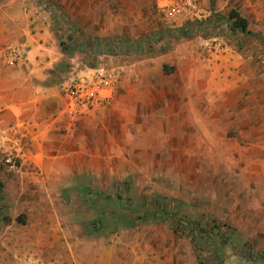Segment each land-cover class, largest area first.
<instances>
[{"label": "rangeland", "instance_id": "obj_1", "mask_svg": "<svg viewBox=\"0 0 264 264\" xmlns=\"http://www.w3.org/2000/svg\"><path fill=\"white\" fill-rule=\"evenodd\" d=\"M231 8L261 39L228 28ZM29 11L85 63L90 40L116 43L134 78L59 172L29 138L0 143V264H264V0H0V34ZM187 220L211 227L206 251Z\"/></svg>", "mask_w": 264, "mask_h": 264}, {"label": "crops", "instance_id": "obj_2", "mask_svg": "<svg viewBox=\"0 0 264 264\" xmlns=\"http://www.w3.org/2000/svg\"><path fill=\"white\" fill-rule=\"evenodd\" d=\"M29 14L33 19L29 25L15 27L13 23L12 29L8 32L3 30L0 34V118L3 125H12L15 131L30 139L35 165L46 174H53L62 170V165H69L61 163L58 166L56 163L61 162H58L59 159L68 162L67 158L70 156L84 152V116L107 109L109 105V109L115 106L119 89L134 78V64H120L119 60H114L115 56L112 54L116 43H107L105 53L94 47L92 55L83 57L89 59L88 63L78 60L82 53L69 56L60 48L52 24L43 13L37 12L35 15L29 11ZM14 16L15 14L12 18ZM6 20L9 21L7 18ZM5 34L6 39L3 36ZM5 45L21 46L22 59L14 65H8L5 60ZM132 45L126 42L121 44L122 48L127 49ZM129 65L132 68L124 75L107 105L74 116L66 113L69 99L63 91V84L94 67L127 68Z\"/></svg>", "mask_w": 264, "mask_h": 264}, {"label": "built area", "instance_id": "obj_3", "mask_svg": "<svg viewBox=\"0 0 264 264\" xmlns=\"http://www.w3.org/2000/svg\"><path fill=\"white\" fill-rule=\"evenodd\" d=\"M22 57L21 46H9L5 51V60L8 65H14ZM130 68H132L131 65L127 68L124 66H99L84 70L77 78H71L63 84V91L69 99L66 113L74 116L107 105L113 97L114 90ZM22 139L26 140L27 137L15 131V127L12 125H3L0 118V143L3 146H14Z\"/></svg>", "mask_w": 264, "mask_h": 264}, {"label": "trees", "instance_id": "obj_4", "mask_svg": "<svg viewBox=\"0 0 264 264\" xmlns=\"http://www.w3.org/2000/svg\"><path fill=\"white\" fill-rule=\"evenodd\" d=\"M48 8H49V6H48ZM56 15H57V13H56ZM217 15L220 16L222 19L226 20L227 26L231 31H239V32H241L247 36L261 39V35H259L258 33H254L249 29L247 19L245 17L241 16L235 8L229 9V11L226 14H219L218 13ZM196 24L200 25L201 23H196ZM196 24H192L193 27ZM189 26L190 25L184 26V27H182V29L179 28L177 30H174V32L176 35H178V34L179 35H185L187 33V30L189 31V28H190ZM166 32H167L166 34H168L170 31L167 30ZM90 41L93 44H95L94 47H99L101 44V42H97L96 40L95 41L90 40ZM1 186H2V182L0 181V189H1ZM152 201H153L152 206L155 208V210L158 211L160 204L157 202L156 199L152 200ZM156 217H157V215L151 216V218L148 217L147 219L156 220ZM180 218H183V217H180ZM144 221H146V219L140 220L139 222H144ZM178 222L180 223L181 226H183L181 219L178 220ZM187 223H188V225L186 224L185 228H186V230L190 231V233L192 234V236H193L192 241H193L194 245L197 247L198 252L206 251L207 246H209L207 244H208L209 238H210V235H208V231H209V229H211V227L207 226V225L202 226L200 223L199 224L201 226L198 223L193 224V221H188V220H187ZM212 228H220V227H219V225H213ZM214 252L213 251L209 252V254H208L209 258L212 254H215ZM205 259H206V261L201 260V262L199 264H212V261H210V260L207 261V257H205Z\"/></svg>", "mask_w": 264, "mask_h": 264}]
</instances>
